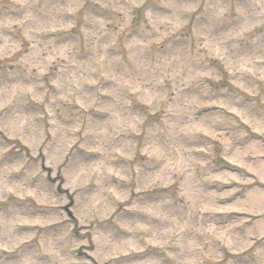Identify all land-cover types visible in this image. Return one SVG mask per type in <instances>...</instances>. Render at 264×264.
Wrapping results in <instances>:
<instances>
[{
  "label": "rangeland",
  "instance_id": "374dc122",
  "mask_svg": "<svg viewBox=\"0 0 264 264\" xmlns=\"http://www.w3.org/2000/svg\"><path fill=\"white\" fill-rule=\"evenodd\" d=\"M0 135V264H264V0H0Z\"/></svg>",
  "mask_w": 264,
  "mask_h": 264
}]
</instances>
